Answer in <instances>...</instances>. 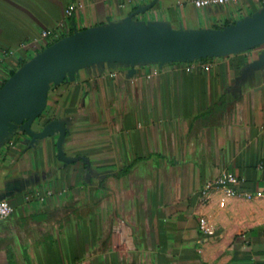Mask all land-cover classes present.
Here are the masks:
<instances>
[{
  "label": "crops",
  "instance_id": "1",
  "mask_svg": "<svg viewBox=\"0 0 264 264\" xmlns=\"http://www.w3.org/2000/svg\"><path fill=\"white\" fill-rule=\"evenodd\" d=\"M196 1L0 0V88L78 33L198 34L264 9ZM72 75L48 84L39 115L0 135V199L12 207L0 264H264V43Z\"/></svg>",
  "mask_w": 264,
  "mask_h": 264
},
{
  "label": "water",
  "instance_id": "2",
  "mask_svg": "<svg viewBox=\"0 0 264 264\" xmlns=\"http://www.w3.org/2000/svg\"><path fill=\"white\" fill-rule=\"evenodd\" d=\"M264 43V9L221 30L198 34H161L125 29L78 33L46 48L14 73L0 88V135L11 122L39 115L48 84L60 83L80 65L109 60L193 61ZM2 200V199H0Z\"/></svg>",
  "mask_w": 264,
  "mask_h": 264
},
{
  "label": "built area",
  "instance_id": "3",
  "mask_svg": "<svg viewBox=\"0 0 264 264\" xmlns=\"http://www.w3.org/2000/svg\"><path fill=\"white\" fill-rule=\"evenodd\" d=\"M216 1L214 0H210V1H196V6L197 7H202L204 6L206 3H210V4H213L215 3ZM74 8L71 7L68 11H67V15H71L72 12H73ZM49 36V32L48 31H44L42 33V37H41V43H45L46 39L48 38ZM226 182H230V183H233L235 182V180L233 179V177H230V176H227L226 178H224L222 180V184H225ZM228 195L229 196H236V193L229 190L228 191ZM12 212V207L11 205L6 201V200H0V220H3L5 218H7ZM200 229L202 231V233H207L208 230H207V227H206V222L204 220H201L200 222ZM128 247V244L125 242V243H122V244H118L114 246V249L119 251L120 253H124L126 250V248Z\"/></svg>",
  "mask_w": 264,
  "mask_h": 264
}]
</instances>
